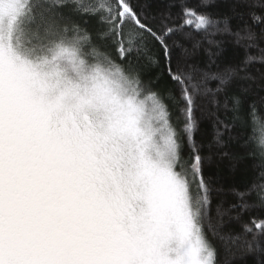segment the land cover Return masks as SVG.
I'll return each mask as SVG.
<instances>
[{
  "label": "snow or ice",
  "instance_id": "snow-or-ice-1",
  "mask_svg": "<svg viewBox=\"0 0 264 264\" xmlns=\"http://www.w3.org/2000/svg\"><path fill=\"white\" fill-rule=\"evenodd\" d=\"M262 119L264 0H0V264L264 254ZM213 157L260 179L214 186Z\"/></svg>",
  "mask_w": 264,
  "mask_h": 264
},
{
  "label": "trees",
  "instance_id": "trees-1",
  "mask_svg": "<svg viewBox=\"0 0 264 264\" xmlns=\"http://www.w3.org/2000/svg\"><path fill=\"white\" fill-rule=\"evenodd\" d=\"M194 2V0H193ZM223 7V6H222ZM208 11L216 12L218 9L216 7H209ZM199 38V37H197ZM218 39L221 37H217ZM223 39L227 40V37H223ZM226 51L218 60L220 64V70H223L225 65L230 62V56L232 51V45L229 43L225 44ZM207 56L204 53L203 49H201L198 54L193 58L194 62L201 64L203 66L206 61ZM214 83V82H213ZM196 117L199 122V131L197 132V138L207 137L211 139L212 137V122L210 119L205 118L202 112L197 111ZM173 120H176V110L173 109ZM261 123H264V119L261 120ZM179 127V125H177ZM247 134L252 138L253 143L258 145L259 140L261 138L260 124H249L247 129ZM225 151H239V149L229 146L224 149ZM258 161V157H252L244 161L240 166L234 171L232 168V162L228 158L217 159L213 157L211 164L206 169V174L211 175L214 186L223 185L224 188H229L233 185L238 187H244L246 184L251 182H258L260 177L259 173L261 171L258 167H253ZM223 195H217L214 198V203L216 200L224 199ZM227 201L234 200V197L229 195L227 196ZM227 206V205H225ZM257 216L261 215V213L257 212ZM244 220H247V216L244 217ZM224 227L225 230H232L234 232H239L241 230V223L230 220L229 216L224 217ZM208 222H206L207 224ZM211 225L219 228V224L216 220L215 215L213 214L210 219ZM207 231V228H206ZM209 240L215 244L218 248H220L219 254V262L220 264H264V254L259 252H244V251H226L219 243V241L212 235L211 232H208Z\"/></svg>",
  "mask_w": 264,
  "mask_h": 264
}]
</instances>
